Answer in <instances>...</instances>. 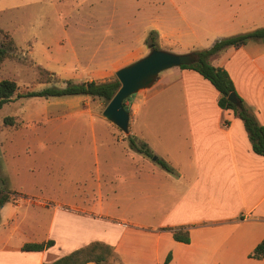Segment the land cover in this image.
Listing matches in <instances>:
<instances>
[{
    "label": "crops",
    "instance_id": "1",
    "mask_svg": "<svg viewBox=\"0 0 264 264\" xmlns=\"http://www.w3.org/2000/svg\"><path fill=\"white\" fill-rule=\"evenodd\" d=\"M240 1L264 7V0ZM147 48L128 55L119 66L145 55ZM185 50L188 47L179 51ZM209 61L227 70L236 93L264 126V39L229 46ZM218 96L211 83L192 69L173 66L159 72L132 101L129 124L135 127L131 134L146 142L172 171L128 147L124 152L128 171L114 167L109 180L114 186L105 196L102 170L95 161L96 184L72 205L29 196L11 208L3 204L0 264H51L96 241L112 247L107 262L100 264H163L168 252L166 264L264 261V256L249 257L264 239V155L252 151L242 120L231 109L220 108ZM91 148L95 156L97 148ZM85 170L90 174V166ZM125 182L134 205L130 217L115 219L95 210ZM180 226L188 231L187 243L161 229ZM46 240L53 243L40 251L21 249L25 243Z\"/></svg>",
    "mask_w": 264,
    "mask_h": 264
},
{
    "label": "rangeland",
    "instance_id": "2",
    "mask_svg": "<svg viewBox=\"0 0 264 264\" xmlns=\"http://www.w3.org/2000/svg\"><path fill=\"white\" fill-rule=\"evenodd\" d=\"M260 27L264 7L240 0H0V29L14 42L13 56L0 65V80L17 84L0 107V189L16 192L7 208L25 196L66 206L78 202L96 184L95 161L105 196L114 186V167L128 171L126 136L135 130L128 124L124 133L105 119L106 103L98 97L17 94L64 86L66 80L113 78L128 55L148 47L150 31L159 49L186 53ZM145 89L125 101L130 116L132 101ZM6 116L12 117L8 124ZM110 199L95 210L115 219L132 215L126 182Z\"/></svg>",
    "mask_w": 264,
    "mask_h": 264
},
{
    "label": "trees",
    "instance_id": "3",
    "mask_svg": "<svg viewBox=\"0 0 264 264\" xmlns=\"http://www.w3.org/2000/svg\"><path fill=\"white\" fill-rule=\"evenodd\" d=\"M149 40H147L148 47H155L156 41L153 31L148 34ZM264 39V27L256 28L252 31L244 32L241 34L221 38L215 41L210 47L205 49L196 50L198 55L197 60L191 64L180 65L181 68H189L199 73L203 78L207 79L211 85L218 91L219 96L217 104L220 108L231 109L235 115H237L243 122L247 137L249 139L251 149L253 152L264 155V126L258 122L252 109L247 106L244 100L236 93L233 81L229 76L227 70L221 66H215L211 64L209 58L222 52L225 48L232 46L238 47L249 40ZM14 54V42L12 37L6 32L0 29V65L5 58H10ZM120 83L116 77L107 80H83L79 82H73L66 80L64 86L57 87L55 85L42 88L40 90H28L21 94H17L19 97H48V96H61V95H87L91 97H98L107 102L114 95L119 88ZM17 89V84L12 79L0 80V107L3 103L9 101ZM233 92L237 98V103H232L227 99V95ZM122 101V105L128 110L125 105V101ZM12 121L11 116L4 118V123H10ZM126 138L129 142L130 149L143 154L147 157H152L154 154L151 152L146 142L137 141L133 135H127ZM155 162L167 171H172V168L168 163L158 157ZM16 192L8 189H0V207L12 199H15ZM161 229L170 230L172 238L176 241L189 242V234L185 227H174ZM53 243L52 240H46L42 242H30L21 246L25 251H40ZM112 254V247L102 242H92L84 247L77 248L70 253L63 255L55 259L51 264H84L88 261H94L95 263H106L107 258ZM170 252L165 257L163 264H166L170 259ZM264 256V239L260 240L249 253V257L260 259Z\"/></svg>",
    "mask_w": 264,
    "mask_h": 264
},
{
    "label": "water",
    "instance_id": "4",
    "mask_svg": "<svg viewBox=\"0 0 264 264\" xmlns=\"http://www.w3.org/2000/svg\"><path fill=\"white\" fill-rule=\"evenodd\" d=\"M197 57L196 51L175 53L149 46L145 55L115 70V77L120 86L105 105L102 116L127 133L130 115L122 101L138 90L150 87L162 70L191 64ZM227 99L232 103L238 102L233 92L227 95ZM151 159L155 160L156 156Z\"/></svg>",
    "mask_w": 264,
    "mask_h": 264
}]
</instances>
